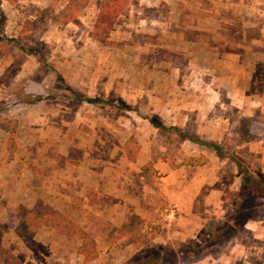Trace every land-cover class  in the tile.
Here are the masks:
<instances>
[{
	"label": "rangeland",
	"instance_id": "374dc122",
	"mask_svg": "<svg viewBox=\"0 0 264 264\" xmlns=\"http://www.w3.org/2000/svg\"><path fill=\"white\" fill-rule=\"evenodd\" d=\"M104 1L0 0V150L31 155L28 165L40 169L45 157L62 154L103 167L113 155L131 162L140 151L197 162L181 154L197 148L186 137L217 141L226 152L218 156L228 184L223 202L200 205L207 222L199 241H151L158 216L152 231L131 232L124 251L104 255L95 238L71 230L75 215L56 223L60 236L41 238L38 230L24 239L12 212L0 223V264H264V201L251 197L236 209L241 175L229 156L262 170L250 145L264 135V0H175L185 5L176 13L166 0H128L99 40L92 32ZM198 23L206 45L196 39ZM231 45L249 52L248 63L239 67ZM151 166L142 167L143 181L153 179Z\"/></svg>",
	"mask_w": 264,
	"mask_h": 264
},
{
	"label": "crops",
	"instance_id": "0c3cea01",
	"mask_svg": "<svg viewBox=\"0 0 264 264\" xmlns=\"http://www.w3.org/2000/svg\"><path fill=\"white\" fill-rule=\"evenodd\" d=\"M166 1L171 4V13H176L177 10L182 12L185 5L180 2H188ZM230 6L241 7V4L231 2ZM248 8L254 12V6L248 5ZM245 20L248 27L251 23L248 24L247 21H252L251 17L247 15ZM196 28L198 44L206 45V42L201 41L205 37L206 28L202 24ZM235 44L243 46L245 43ZM224 47L227 46H219L223 50ZM231 47V57L238 62L239 67L244 62L248 63L249 52L243 56L236 53L232 45ZM246 73L250 75V71ZM252 75L253 71L250 77ZM252 93L260 91L253 89ZM247 131L252 133L253 127H247ZM259 135L252 142L261 143H252L250 149L260 152L261 159L264 160V135ZM3 136L0 135L1 145ZM194 146L197 148L192 146L193 151L186 149L181 154L194 158L199 156L197 162L196 158L146 159L140 151L131 162L124 160V155L117 158L113 155L114 159L109 160L107 166L97 167L87 160V155L73 162L74 159L62 154L54 158L45 157L43 169L28 165L27 159L31 155L19 159L13 150H0V223L6 222L9 213L16 212L21 206L31 210L40 205L48 206L61 215H75L79 227L71 230L84 231L95 238L97 250L102 255L124 251V245L121 244L124 239L131 232H144L145 225H151L158 216L161 217V225L151 241H199L207 222L206 211L200 205L203 209L204 206L215 209L223 202V193L228 184L222 171L223 160L215 151L204 145ZM149 161L152 163L153 179L143 181L149 175L143 173L142 167ZM262 165L264 172V163ZM169 206L172 210L167 213L165 209ZM129 223H134L133 230H123ZM50 226L43 225L39 228L41 238H47L52 232L54 236H60L58 232L63 229L57 224ZM45 228L47 229L44 230ZM61 237L67 238L68 235L65 233Z\"/></svg>",
	"mask_w": 264,
	"mask_h": 264
},
{
	"label": "trees",
	"instance_id": "16d2710c",
	"mask_svg": "<svg viewBox=\"0 0 264 264\" xmlns=\"http://www.w3.org/2000/svg\"><path fill=\"white\" fill-rule=\"evenodd\" d=\"M128 0H105L102 3V10L98 22L94 27L92 32L93 37L99 40H104L109 35L113 23L120 14V10L127 4ZM74 22H78V19L74 17L72 19ZM89 102H96L95 99H87ZM157 126V125H155ZM160 127V126H157ZM162 128H168L167 126H162ZM177 131V127H170ZM186 139L191 140L197 144L204 145L208 148L213 149L217 156L220 158L226 157V152L223 150L220 143L217 141L203 140L199 137H189ZM230 159L235 162L239 173L241 175V184L239 190L236 193V209H241L245 207V201L249 198H255L264 201V172L260 169L254 168L244 162L237 154H229ZM18 215L20 216V221L18 226L15 227L16 233L24 238H30L36 234L39 228L43 225H53L59 222L61 224L64 217L58 212L54 211L48 206H37L35 209H28L23 206L17 209ZM72 229H76L77 225H72ZM26 233H30V237L26 236Z\"/></svg>",
	"mask_w": 264,
	"mask_h": 264
},
{
	"label": "built area",
	"instance_id": "2783aa9c",
	"mask_svg": "<svg viewBox=\"0 0 264 264\" xmlns=\"http://www.w3.org/2000/svg\"><path fill=\"white\" fill-rule=\"evenodd\" d=\"M171 210H172V207H171V206H169L168 208L165 209V211H166L167 213H169ZM153 229H154V228H153L152 224H151V225H146L145 230L152 231Z\"/></svg>",
	"mask_w": 264,
	"mask_h": 264
}]
</instances>
